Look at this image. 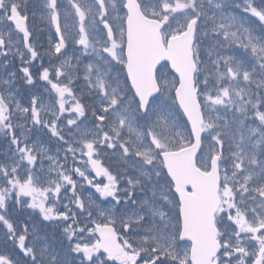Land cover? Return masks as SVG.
I'll return each instance as SVG.
<instances>
[{"label":"snow or ice","instance_id":"6c2138e0","mask_svg":"<svg viewBox=\"0 0 264 264\" xmlns=\"http://www.w3.org/2000/svg\"><path fill=\"white\" fill-rule=\"evenodd\" d=\"M0 264H264V0H0Z\"/></svg>","mask_w":264,"mask_h":264}]
</instances>
